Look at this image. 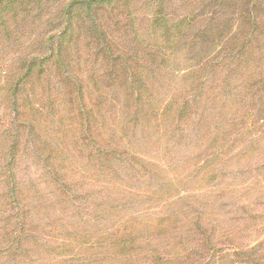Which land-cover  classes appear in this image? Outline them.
Listing matches in <instances>:
<instances>
[{
  "label": "trees",
  "instance_id": "trees-1",
  "mask_svg": "<svg viewBox=\"0 0 264 264\" xmlns=\"http://www.w3.org/2000/svg\"><path fill=\"white\" fill-rule=\"evenodd\" d=\"M32 29L56 34L28 38ZM0 42L24 48L0 54V95L17 122L13 153L20 137L30 140L63 204H80L76 195L85 183L116 186L120 162L131 171L164 173L152 192L159 206L186 201L180 192L187 183L204 195L217 187L220 164L252 139L259 130L255 118L264 114V0H184L176 6L6 0ZM229 81L235 92L221 97ZM217 104L232 115L227 135L219 129L226 114ZM209 105L212 111L197 118ZM192 135L205 147L175 167L149 156L172 142H191ZM175 168L193 169L176 181ZM7 180L0 193V264H32L29 255L48 252V264H216L229 259L225 248L235 259L255 255L223 246L228 239L208 213L210 195L195 198L202 209L194 210L197 215H189V205L153 217L125 213L96 233L61 227L71 224L66 218L45 233L24 211L29 186L13 175Z\"/></svg>",
  "mask_w": 264,
  "mask_h": 264
},
{
  "label": "rangeland",
  "instance_id": "rangeland-1",
  "mask_svg": "<svg viewBox=\"0 0 264 264\" xmlns=\"http://www.w3.org/2000/svg\"><path fill=\"white\" fill-rule=\"evenodd\" d=\"M5 1L0 0V5ZM183 1L129 0V2L138 3L139 5L149 2H162L164 4L171 3L174 6L180 5ZM33 30L26 32L28 38L31 34L38 36L56 34L51 29ZM60 31L62 30L60 29ZM18 49L24 48L6 44V42L5 44H0V54L12 55L11 53ZM30 49L39 50L40 47L34 46L30 47ZM225 83L218 91L221 97L235 92L233 82L231 84ZM210 85H213V80L210 81ZM1 97L0 95V173L2 172L0 175V193L3 189L2 183L7 185L9 183L7 179L10 176L12 177V175L22 185L29 186L28 190L31 200L26 204L24 211L30 213L31 221L34 225L41 226L45 233L47 229L57 227L66 218L69 219L71 224L61 227L72 226L79 231L96 233L113 225L125 213L126 215L153 217L167 211L180 210L183 205H189L194 207L192 209L189 208V215H197L198 213L194 210L202 211V209L196 207L195 198L210 195L211 199L209 202L212 203V208L208 210V213H214L218 230L226 235L228 239L227 241L223 239V246L228 245V247L239 249L246 248L247 253L255 254L253 259H235L229 257L233 250H226L227 248H225L224 250L229 259H215V263L264 264V114L255 118L259 122V130L252 136V139H249L239 150L237 149L233 155L230 154L232 156L229 155L223 165L220 164L221 166L218 170L220 177L217 187L207 191L204 195L197 190L198 188L195 184L187 183L184 184L186 189L180 192L182 197H187L186 201H178L175 206H159L158 202L153 201L152 192L160 185L161 180L159 179L164 176V173L155 174L151 173V170L144 171L141 168L131 171L128 164L120 162L118 167H122L123 173L118 178V184L110 186L105 181L85 183V186L76 195L81 202L75 207L73 199L67 201L66 204L59 202L60 195H58L54 186L50 184L52 179L49 177L47 165L40 159L28 138L20 137L19 148L16 149L15 154L13 153L14 143L12 138L16 136L17 122L14 114L7 108L8 106ZM227 98L225 97L224 99ZM210 106H207L206 109H199L197 118H203L212 111V108L209 109ZM216 107L221 114H226V120L220 123L219 129L222 130V135H227V123L231 124L233 122L231 120L232 115L222 111L223 107L221 104H217ZM237 137L240 138V136ZM199 143L194 136L191 142H172L171 147L166 151L164 147L153 149L149 152V156L155 158L161 164L175 167L173 165L179 163L184 155H197L205 147H201ZM241 151H244L245 154L242 158L238 155ZM193 163H195L194 159L190 161L189 165H193ZM192 169L184 168L182 170V168H175L176 173H172V175L176 177L177 181L191 175ZM3 178L4 180L1 181ZM181 188L183 187L181 186ZM112 212L113 215H111ZM43 235L45 238L44 232ZM2 244V233L0 232V246ZM46 254L48 255L49 252ZM46 254L35 253L29 255V259L33 262L32 264L52 263L51 259H44ZM207 260L201 259L200 264L213 263H207ZM1 262H4V259Z\"/></svg>",
  "mask_w": 264,
  "mask_h": 264
}]
</instances>
